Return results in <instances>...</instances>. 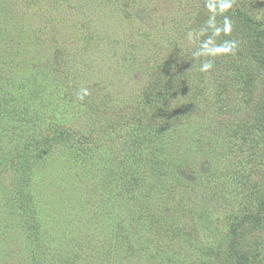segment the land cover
Masks as SVG:
<instances>
[{"label": "rangeland", "instance_id": "374dc122", "mask_svg": "<svg viewBox=\"0 0 264 264\" xmlns=\"http://www.w3.org/2000/svg\"><path fill=\"white\" fill-rule=\"evenodd\" d=\"M202 2L0 0V264H224L206 251L264 200V119Z\"/></svg>", "mask_w": 264, "mask_h": 264}, {"label": "trees", "instance_id": "16d2710c", "mask_svg": "<svg viewBox=\"0 0 264 264\" xmlns=\"http://www.w3.org/2000/svg\"><path fill=\"white\" fill-rule=\"evenodd\" d=\"M202 4L209 12L216 11L212 12V15L215 14L217 18L221 17L220 22L223 20L221 31L223 33L224 40L233 41L234 51L232 53L228 52L229 46H223L226 54L224 57V62H221L223 64L222 67L224 68L225 66V71H229L228 66L229 64L233 63V59L238 58L240 60L236 68L238 69L240 74H245L246 86L250 91L249 100L255 103L257 102L256 97L259 96L260 99L258 107L255 111L263 112L261 119H264L263 22L257 20L253 12L240 10L238 7H236L235 2L232 0H203ZM207 28L208 32H206L208 35H210L212 33L213 27L209 24ZM205 50L206 52L210 51V46L208 44L205 47ZM195 74L196 72H193L191 69L187 68L186 71L183 72V76L181 79L185 83L190 84L191 80H193L192 76ZM159 80H161V82L163 81L162 79ZM160 84L161 83L156 84V88H160ZM156 88L151 86V89L147 90V92L149 93V95L147 96L148 100H154V92L157 90ZM169 96L172 97V94H170ZM167 101H170V99H167ZM173 118L174 117L170 115L167 120H171ZM153 123L163 124L162 118L158 119V121H154ZM136 124L137 123L135 122V125ZM138 124L141 125L140 123ZM142 127L146 128L144 126ZM52 141L53 140L49 142ZM154 153L155 151L152 149V153L143 156H145L144 158L146 161V165L151 164L155 166L156 170H159L157 169V167L162 165L164 162L161 160L159 161V158L157 159L154 156ZM29 164L30 157L28 155L26 156L24 162V168H27ZM142 179H144V177H142L141 174L139 177L134 174L128 178L127 183H129L130 186L133 187V185L139 183V180ZM23 190L24 188L22 189V191ZM263 237L264 200L260 203L259 210L250 211L249 213L246 212L241 217H239L231 227L229 239L227 240V243L225 242L226 244L224 246L225 255H223L222 252L215 248H210L206 251L207 256L212 258L215 262L218 254H221L224 260V264H260V257L262 256V253L260 251V241Z\"/></svg>", "mask_w": 264, "mask_h": 264}, {"label": "clouds", "instance_id": "9594fccd", "mask_svg": "<svg viewBox=\"0 0 264 264\" xmlns=\"http://www.w3.org/2000/svg\"><path fill=\"white\" fill-rule=\"evenodd\" d=\"M211 65L210 64H205L203 67H202V71H206L208 68H210Z\"/></svg>", "mask_w": 264, "mask_h": 264}]
</instances>
